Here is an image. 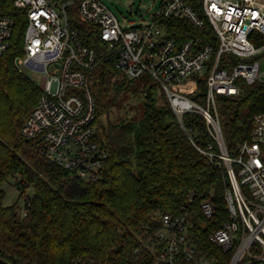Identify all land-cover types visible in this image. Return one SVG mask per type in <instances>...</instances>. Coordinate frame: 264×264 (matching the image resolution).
I'll use <instances>...</instances> for the list:
<instances>
[{"label": "built area", "instance_id": "obj_1", "mask_svg": "<svg viewBox=\"0 0 264 264\" xmlns=\"http://www.w3.org/2000/svg\"><path fill=\"white\" fill-rule=\"evenodd\" d=\"M75 13L98 28L102 56L79 40ZM181 23L207 31L211 41L202 44V37L178 30ZM18 24L25 31L16 67L44 73L42 95L21 135L41 157L80 179L98 181L109 159L92 91V73L104 56L125 78L150 76L187 135L184 115L204 118L211 141L192 142L225 171L227 218L217 225L211 198L195 207L193 193L179 212L160 215V228L146 233L136 255L152 252V264H207V257L221 264L200 247L203 218L208 241L227 256L226 264H264V112L253 118L250 138L230 148L218 102L239 96L243 86L264 84V0H162L148 24L130 29L103 0H0V62L15 48Z\"/></svg>", "mask_w": 264, "mask_h": 264}, {"label": "trees", "instance_id": "obj_2", "mask_svg": "<svg viewBox=\"0 0 264 264\" xmlns=\"http://www.w3.org/2000/svg\"><path fill=\"white\" fill-rule=\"evenodd\" d=\"M71 20L81 43L102 56L98 28L77 13ZM177 29L202 37V44L212 39L186 23ZM24 31L18 24L15 48L0 62V264H152V252L136 250L147 232L158 231L160 215L179 212L193 193L195 207L211 198L215 223L226 220L225 171L192 142L211 141L204 118L184 115L190 138L164 92L163 103L157 102L154 80L125 78L108 56L92 73L99 141L109 153L102 177L87 182L41 157L21 135L42 95L14 63ZM218 102L231 148L250 138L253 118L264 112V84L243 86L239 96ZM9 180L28 198L27 189L34 190L25 214L19 205L3 204L2 185ZM204 223L196 232L200 247L226 264L227 256L209 243V222L202 218Z\"/></svg>", "mask_w": 264, "mask_h": 264}, {"label": "rangeland", "instance_id": "obj_3", "mask_svg": "<svg viewBox=\"0 0 264 264\" xmlns=\"http://www.w3.org/2000/svg\"><path fill=\"white\" fill-rule=\"evenodd\" d=\"M161 1L162 0H103L118 18L124 29L148 24L153 14H155L160 7ZM262 68L264 69V60H262ZM23 73L41 88L44 73L34 71L28 67L23 68ZM162 92L163 91L159 87L155 90L156 99L159 104L163 103ZM2 188L6 194L3 203L4 206L11 207L19 205L22 211H25L26 196L23 195V190L17 186L15 181L9 180L5 182ZM26 195L32 198L34 195L33 188H28ZM190 218L193 217L190 216ZM145 238L146 235L144 239ZM207 264H216V261L212 257H207Z\"/></svg>", "mask_w": 264, "mask_h": 264}]
</instances>
